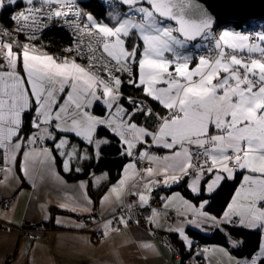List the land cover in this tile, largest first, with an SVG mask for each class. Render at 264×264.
I'll return each mask as SVG.
<instances>
[{
  "label": "snow or ice",
  "instance_id": "obj_1",
  "mask_svg": "<svg viewBox=\"0 0 264 264\" xmlns=\"http://www.w3.org/2000/svg\"><path fill=\"white\" fill-rule=\"evenodd\" d=\"M104 2L107 3L108 0ZM220 2L237 9L248 7V0ZM261 2L264 3V0ZM77 3H84L87 7L86 0H77ZM117 3L125 15V22L120 28L106 21L107 17H112V13L105 12L99 16L89 13L83 22L75 23L72 29H68L66 25L73 23L72 13L68 10L72 0H0V16L6 14L11 21L9 25L0 23V48H3V52H0V185L13 193L21 191L25 183L36 191L49 184L65 186V176L83 172L73 165L76 160L84 159V153L90 148L92 154L87 157L88 160L99 164L100 161L95 159L97 150L84 134V130L89 127L85 114L111 120V124L96 125V131L108 133L116 139L117 148L120 149L119 157L125 160L120 170L121 178L124 177L126 165L141 164L143 156L153 150L162 151L165 155L149 157L148 164L153 166L148 171L149 179L154 171L155 160L163 159L166 171L169 167L180 165L182 151L193 160L196 159L195 153L198 150H208L213 154L226 152L228 157L236 153L241 158L229 160L226 168L212 167L204 170L203 195L215 194L227 182L236 185L220 217L215 218H227L231 215L233 220H239L241 215H246L253 225L247 229L259 232L261 242L250 257L235 259L228 254L229 258L235 259L236 264H264V124L258 123L264 120V106H253L255 101L250 95L258 94V99L259 94L264 92V30L251 35L245 31L253 23H260L261 29H264V14L259 15L258 22L254 19L255 14L241 13L242 23L237 28L220 29L217 22L219 13L214 7L216 0H117ZM48 7L55 10V16L44 14ZM133 7L147 14L144 24L136 25L127 20V13ZM177 7L180 8L179 15L175 12ZM186 8L199 11L203 19H189L184 15ZM209 12L211 16L208 15ZM154 14L174 26L157 27L151 22ZM90 18L96 21L97 30L107 23L111 33L108 42L120 47L111 50L102 47L99 56L87 54L96 51L90 39L81 38L92 34V25L87 23ZM129 23L130 28L127 27ZM53 27L66 32L72 40L71 44L62 49L65 53H74L71 61L67 56L57 57L47 52L51 43H43V37ZM206 33L215 41L214 49L209 52L197 55L190 51L185 55L177 50L184 48V41L200 40ZM21 37L24 47L29 49L27 52L13 45V41H20ZM30 41H39L40 44H30ZM252 41L259 43L253 48ZM174 44L176 48L173 47ZM193 47L199 48L200 45L195 43ZM246 48L251 51L246 52ZM237 51L243 55L237 56ZM12 52L16 55H11ZM105 56L108 57L107 60ZM117 80L119 88L103 86L109 81L115 85ZM128 87L136 88L144 100L123 96L122 90ZM109 93L117 97L116 102H104ZM74 94L85 99L92 96L96 98L91 104L77 106ZM22 96L28 97V107L24 108L21 123L17 127L11 122ZM49 96L53 100L50 111L52 118L46 120L48 105L45 100ZM225 101L228 110L224 112L222 119L218 111L209 113L205 129L199 117L209 108L218 107L222 111ZM120 107L126 110L120 113ZM74 109L79 118L73 114ZM61 113H64L63 120L68 125L75 122L82 130L60 127ZM26 117L29 119L26 120ZM153 117L155 122L148 128L146 121ZM9 124L14 135L5 138V125ZM168 126H171L169 133L160 137L163 142H154V133ZM139 127H144L146 132L143 138L138 139ZM194 127L202 130L189 133L188 130ZM113 128H119V131H112ZM64 138H67L66 143H62ZM10 144L17 146L15 152L10 154L11 162L8 155ZM108 144H111V140ZM237 144L240 145L239 148ZM38 145L42 147L38 148ZM104 146H100L101 153ZM244 152L255 155L254 164L245 162L242 155ZM49 157L51 166H48ZM216 160L223 161L224 157L216 155ZM57 162L58 168L55 167ZM197 167H202V164L197 163ZM92 174L93 170L89 169L88 175ZM192 175L197 177L195 183L199 185V176L195 173ZM214 176H219L220 182L215 188H210L209 181ZM100 180L101 177H97L95 183L99 184ZM13 182L20 187L11 188ZM179 184L180 180L176 179L173 185H165L164 190L168 196L172 195L171 189ZM81 186L86 193V185L81 182ZM108 187L113 189L114 186ZM65 195L71 196L72 193L67 192ZM130 195L137 198L140 196L135 192ZM157 196L164 208L165 197L159 192ZM106 198L107 194L101 197V202ZM88 199L91 201L90 196ZM153 201L154 198L149 196L148 203L142 204V207L153 211L150 207ZM210 204L211 200L201 201L198 207L205 210ZM180 206H183V201ZM61 211H67V207L62 206ZM42 222L64 226L50 215L45 216ZM128 222L129 219L125 217H117L116 220L120 226H125ZM229 226H232L231 221ZM236 226L244 227L243 224ZM188 231L189 229L185 230V233ZM176 236L195 264L206 259L203 253L209 249L197 251L199 245L195 239L189 238L186 243L179 230L176 231ZM179 264L187 262L181 260Z\"/></svg>",
  "mask_w": 264,
  "mask_h": 264
},
{
  "label": "crops",
  "instance_id": "obj_2",
  "mask_svg": "<svg viewBox=\"0 0 264 264\" xmlns=\"http://www.w3.org/2000/svg\"><path fill=\"white\" fill-rule=\"evenodd\" d=\"M77 1V0H72ZM104 2V0H102ZM116 0H108L106 4L107 12L112 13V17H107L106 21L108 23L115 24L116 28H120L121 24L125 22L124 10L115 3ZM90 12H87V16ZM139 13L142 17L147 14L142 13L138 10H129L127 13V20L136 25L144 24L140 19L133 18V14ZM95 26L96 21L94 19H89ZM151 22L156 24L160 28H168L163 25L160 19L155 17V14L151 17ZM131 23L127 24V27H131ZM232 28L230 26H223V28ZM235 28V27H234ZM105 36H109L107 23L102 25L99 29ZM150 30V29H149ZM139 32V28L137 29ZM262 31V30H259ZM257 31V32H259ZM155 34V33H154ZM183 40V38H180ZM255 45H252L254 48ZM193 43L184 41V48L179 49L183 54H188V52L193 51ZM107 49L111 50L114 47L119 48L120 45H113L107 42ZM176 48V45H173ZM3 48H0V52ZM122 50V49H121ZM23 52L29 51V49H22ZM251 51L250 48H246V52ZM232 53L229 52V55ZM237 56H242V53L237 51L235 53ZM11 55L15 56L16 53L12 52ZM123 56L121 55V60ZM119 86V81L116 82ZM21 89L23 85H20ZM39 95V91L37 93ZM232 93H230L231 95ZM252 99L255 101L253 106L259 107L264 106V92L257 95L255 93L250 94ZM77 106L80 104H91L95 96L85 99L81 95L74 94ZM222 100L224 98H221ZM117 97L109 95L105 99V103L111 104L116 102ZM53 102L52 97H46L45 103L48 105L45 111L46 120H50L52 117L50 115L51 103ZM28 107V97L22 96L21 103L17 106L14 115L12 117V124L17 127L21 123V114L24 108ZM43 109V105H42ZM228 110L227 102L225 101V108L221 111L219 108H209L205 113L199 117L203 123V127L206 129L209 113L213 111H218L220 118L222 119L224 112ZM73 114L77 115L75 109ZM64 113H61V124L60 127L66 130L81 131L79 124L73 123L72 125H67L63 120ZM89 121V127L84 130L86 139H88L93 147L97 150L95 157L100 154V146L108 140L103 139V142L98 147H95L94 140L96 137V125L101 123L111 124V120L106 117L90 116L85 114ZM79 118V117H78ZM254 118V117H253ZM255 119V118H254ZM258 123L264 124V120L258 121ZM147 127L151 128V124L147 123ZM11 125H5V138L10 135H14V131H10ZM171 126L164 127L161 131L154 133V142L162 143L160 140L162 135L169 133ZM202 130L199 127L190 128L188 130L191 132H198ZM112 131H119V128H113ZM146 129L144 127L137 128L138 139L143 138ZM123 138V137H122ZM67 138L62 140V143H66ZM73 143H78L73 141ZM228 145H224L227 147ZM81 147H83L81 145ZM240 145L237 144V148ZM9 148V162H11V153L15 152L17 146L14 144L8 145ZM131 148V146H130ZM209 154L211 161V167L226 168L229 158L226 152L219 154H213L206 150ZM92 154V149H88L84 153V159L76 160L73 167L82 168L83 163L88 160V156ZM156 155L163 157L165 153L159 150H153L147 154L149 157L153 158ZM216 155H221L224 157L223 161L216 160ZM245 162L249 164H254L256 157L254 154H249L247 152L242 153ZM241 157L237 154L233 157V160L240 159ZM180 165L178 167H169L165 171L166 164L163 159L155 160L154 171L149 179L148 171L140 173L139 167L137 165H126L124 177H120V173L113 181L108 179V172H94L89 178H81L78 180H68L64 177L66 182L65 186L58 187L55 185H47L42 187L39 191L29 188L25 183L22 186V190L18 193L11 192L8 188L0 185V201L7 199L8 197H16L14 206L2 209L0 207V264H7L8 259L12 258L10 264H179L181 260H185L187 264H195L192 260L191 255L183 257L181 254L177 255L173 251L172 247L168 243H163L161 237L168 233H174L180 231L182 238H184L187 243L191 235L185 233L189 227L195 228L197 230H202L206 233L211 232L215 228H225L224 226L232 221V216L227 218L216 219L213 212L209 211L208 208L201 210L198 205L201 201H207L209 199H201L199 202L193 200L190 197H186L181 189L174 188L171 190L172 195L168 196V193L162 194L165 197L166 204L165 207H161L159 201V207L154 208V213L152 216V230L157 232L159 235L154 239L150 233L145 230L142 226L135 224H126L121 228H114L113 222L110 215H113L115 210L119 206L124 205L126 202L131 201V193H139L138 199L144 203L149 201V196L152 194L149 189H152L153 185L165 183L166 181H172L176 179L179 175L186 174L187 171L193 166V159L188 156L184 151L181 152ZM125 164V163H124ZM123 164V165H124ZM51 166V158L49 157V164ZM55 167H59L58 162ZM202 169H199L197 175L199 176L201 183L197 185L195 183L196 176H188L185 185L190 188V190L195 192H204V176L202 175ZM101 177L100 183L96 184V178ZM163 177V179H162ZM121 180L118 181V179ZM142 178L143 182L139 179ZM81 182L87 187V192L85 193L84 188L81 186ZM220 182L219 176H214L211 181H209V187L215 188ZM72 186L68 188L67 186ZM109 185H113V189H109ZM20 187L18 183L13 182L11 188ZM146 189L148 190L146 192ZM71 192V196H66L65 193ZM107 194V198L101 202V197ZM91 197L89 201L88 197ZM153 197V196H152ZM183 201V206H180V202ZM43 205V208H41ZM66 206L67 211H61V207ZM97 211L102 221H95L92 228L89 230L84 229V223L79 219V216L85 213H91L94 209ZM56 210V212H55ZM47 215L58 220L59 224L64 225L63 227L54 226L46 231L39 233L36 236H26L21 233L19 227L23 221H43V218ZM237 224H243L244 227H252L246 215H241L239 220H236ZM155 225V226H154ZM97 231L105 232V235L97 239ZM35 238V239H33ZM196 241V240H195ZM240 239L232 238L231 243L239 244ZM204 248L209 249L208 252L203 253L206 257L207 264H236L235 259L240 257L232 254L230 248L224 245L212 244L205 245L201 247V252ZM232 258L230 259L229 255Z\"/></svg>",
  "mask_w": 264,
  "mask_h": 264
},
{
  "label": "trees",
  "instance_id": "obj_3",
  "mask_svg": "<svg viewBox=\"0 0 264 264\" xmlns=\"http://www.w3.org/2000/svg\"><path fill=\"white\" fill-rule=\"evenodd\" d=\"M86 2H87V7H85L84 3H81L84 10L90 13H94L97 16H99L101 13L107 12L108 10L106 4L102 0H86ZM1 20L4 24L7 25L11 23V21L8 20L6 14L1 16ZM256 21H258V19ZM259 30H264L261 29L260 23L251 24L249 25L248 29H245L246 32H255ZM48 42L51 43V47L47 49V52L52 54L54 52L62 51V49L65 46L71 43V39L66 32H60L55 27H53L52 31L46 33L43 37V43L47 44ZM34 43L37 46H39L40 44L39 41H34ZM124 90L128 93H134L136 95L141 96L140 92L137 91L136 88L128 87ZM27 119L29 118L26 117V120ZM154 122H155V117L150 118L149 120L146 121V123L151 124V126L153 125ZM25 131H27V128L25 129ZM96 137H105L108 141L111 140V144H108V142L102 144L105 145L102 148V153L100 150L99 156L95 157V159L100 161L99 164L92 163L89 160L85 161L81 168L83 172L81 174H77L73 172L71 176H65L68 180L89 178L90 177V175H88L89 169H92L93 173L107 171L108 179H110V181H113V179L116 178L120 173L121 166L125 163V160L119 157L120 149L117 148L116 139L109 136L108 133H98L97 131H96ZM235 186L236 185L232 182L224 183L223 186L215 194L211 196H205L203 195V192H201L199 195H194V193L190 190V188L185 185V182H183L177 188L181 189L186 197H190L197 202H199V200L201 199L211 200V204L208 210L213 212L216 216H220L226 204L229 202ZM224 227L225 228L222 227L215 228L211 230V232L209 233L189 227L188 234L191 235L192 238L196 240L198 245H212V244H218L221 246L224 245L230 248L232 254L240 258L250 257L252 253H254L257 250V247L261 242V236L259 232L254 230H248L247 227H238L234 223H232L231 227L229 225H226ZM168 237L177 246L179 253L183 257L190 255V253L183 250L182 244L177 239V236L174 233H168ZM233 237L240 239L241 242L239 244H234V243L232 244L231 239Z\"/></svg>",
  "mask_w": 264,
  "mask_h": 264
},
{
  "label": "built area",
  "instance_id": "obj_4",
  "mask_svg": "<svg viewBox=\"0 0 264 264\" xmlns=\"http://www.w3.org/2000/svg\"><path fill=\"white\" fill-rule=\"evenodd\" d=\"M69 11H71L72 13V18H73V23L67 24L66 28L68 29H72L75 25V23L78 22H83V19L85 16H87V11L84 10L83 6L81 3H77V1H73L71 7L68 9ZM77 13H79V16H77ZM45 15H52L55 16V10H52L50 7L45 9L44 12ZM134 18L136 19H140V21H142L143 23H145V17H142L139 13L134 14L133 15ZM1 20V19H0ZM256 20V19H255ZM0 23H3L2 20L0 21ZM87 23L89 25H92L91 28V35L88 37H84L82 36V39H90L92 42V45L96 48V51L93 53H87L89 55H96L99 56L101 54V48L105 47L107 42H108V37L105 36L100 30H97L95 28V26L93 25V23L88 19ZM4 24V23H3ZM255 24V23H253ZM7 25V24H5ZM238 25V24H237ZM236 24H223L222 26H219V28H223V26H230L232 28L237 27ZM23 37H21L20 41H13V45L15 48H19L21 49H27L24 47L23 41H22ZM201 45L199 48H194V52L197 55H203L207 52H209L210 49H214L215 47V41L213 39H211L208 34L206 33L205 36L202 38V40L200 41ZM30 44L34 43V41H30ZM72 43V40H71ZM70 43V44H71ZM256 41H252L251 44H255ZM69 45V44H68ZM1 52H3V50H1ZM53 55L57 56V57H64L67 56L69 61L72 60L74 53H65L63 51H59V52H54L52 53ZM108 57L105 56V60H107ZM115 66H113L114 68ZM129 74H131L129 72ZM101 79H103L101 77ZM113 79H115V77H113ZM104 87L106 88H119L116 84L112 85L111 82H106L104 85ZM122 95L126 96V97H131L133 100H141L143 101L144 98L143 96H139L133 93H128L125 90H122ZM145 103H148L147 101H144ZM149 107H151V105L149 104ZM126 109L123 107L119 108V112L123 113ZM38 148L42 147V145H38ZM236 155V153H233V155L231 156V160L232 157H234ZM196 159L193 160V166L187 171L186 174H182L179 175L176 179L180 180V184L181 185L183 182H185V180L187 179L188 176H192L193 173L197 174L199 169H202V175L204 176V170L208 169L209 167H211V163H209L208 161L211 160L210 156L208 153H206V150H203V152H201L200 150H198L195 153ZM197 163H201L202 167H197ZM139 167L140 173L144 172V170H148L151 169L153 166L148 164V156L147 154L143 156V162H141V164L137 165ZM233 167H235V165H233ZM172 181H166L165 183H161V184H156L153 185L152 189H156L155 191H151V189H149V192L155 197L157 195V192L160 193V195L164 194L166 191L164 190L165 185H173L175 183V180ZM140 182H143L142 178L139 179ZM178 185V186H179ZM178 186H174L173 188H177ZM15 197H8L7 199H4L2 201H0V207L2 209H7L9 207L12 206L13 202H14ZM132 201L129 203H124V205L120 206L116 212H114L113 215H110L108 218L111 219V221L113 222V227L114 228H121L123 226H120L119 224L116 223L117 217H125L129 219V223H131V221H138V223H131V224H139L141 225L145 230H147L148 232H150L151 236L156 239V237L158 236V233L155 232L154 230H152V216L154 213V208H156L157 206L159 207V203H154L152 202L150 207L153 211H148L146 208L142 207V204H147L148 202L144 203L143 201H141L140 199H138L136 196H132L131 197ZM97 212V211H95ZM95 212L93 213H89V214H85L79 217L80 221L82 223L85 224L84 229L85 230H89L92 228V223L93 221H102L103 219H97V217L95 216ZM98 213V212H97ZM99 214V213H98ZM53 227L52 222H48V223H43L42 221L40 222H34L31 221L29 223L24 222L20 225V231L22 232V234L26 235V236H36L39 233L49 230ZM96 233V237L97 238H102L105 235V232L102 231H97ZM162 242H167V243H171L173 249L178 252L176 246L172 243V241L170 240V238L167 235H163L161 237ZM200 245L199 248L197 249V251H200ZM179 253V252H178ZM199 259V258H198ZM200 264H207L206 260H200Z\"/></svg>",
  "mask_w": 264,
  "mask_h": 264
},
{
  "label": "water",
  "instance_id": "obj_5",
  "mask_svg": "<svg viewBox=\"0 0 264 264\" xmlns=\"http://www.w3.org/2000/svg\"><path fill=\"white\" fill-rule=\"evenodd\" d=\"M195 2H200V0H195ZM214 7L216 9V12L219 13L218 21H217L219 26L225 23L236 24V25L242 23L241 13L255 14L256 17H254V19H260L259 15L264 14V3H262L261 0H248V7L244 9H237L235 7L226 6L225 4L220 2V0H216ZM175 12L177 15H179L180 8L177 7L175 9ZM155 15L157 17H160L158 14ZM184 15L189 19H196V20L203 19V17L199 14V11L193 9L186 8L184 11ZM208 15L211 16V13L209 12ZM172 23L174 24V22ZM202 38L200 40L198 38L197 41H193V42L188 41V42L195 44L201 41Z\"/></svg>",
  "mask_w": 264,
  "mask_h": 264
},
{
  "label": "rangeland",
  "instance_id": "obj_6",
  "mask_svg": "<svg viewBox=\"0 0 264 264\" xmlns=\"http://www.w3.org/2000/svg\"><path fill=\"white\" fill-rule=\"evenodd\" d=\"M129 10H137L135 7H133V8H130ZM134 15V14H133ZM155 17H157L156 15H155ZM134 18V17H133ZM158 18V20L160 19V21H162V23H163V25H165V26H167V27H172V26H174V25H172L171 23H169V22H166V21H164L163 20V18H161V17H157ZM257 20V19H256ZM258 21H260V19H258ZM226 24V23H225ZM228 24H230V23H228ZM222 26V25H221ZM235 28H237V27H235ZM257 31H255V32H247V34H249V35H251V34H254V33H256ZM199 45H201V42L199 41V42H197ZM256 44V43H255ZM254 44V45H255ZM253 45V44H252ZM229 52L230 53H232V51H231V49L229 50ZM243 55V54H242ZM262 71H264V67H262ZM68 125V124H67ZM103 139H106L105 137H100L99 139H95L94 140V145H95V147H98L100 144H101V142H103ZM107 140V139H106ZM229 160H231V157L229 158ZM232 160H233V157H232ZM24 222H27V221H24ZM29 222H31V221H29ZM28 223V222H27ZM232 223H234V224H236V225H238L237 224V222H236V220H232L231 221V224ZM229 225V224H228ZM20 229V228H19ZM159 235V234H158ZM172 241V240H171ZM163 243H167V242H163ZM172 243H173V241H172ZM168 244H170L171 245V243H168ZM174 244V243H173ZM175 245V244H174ZM176 246V245H175ZM202 246H205V245H200V247H202ZM171 247H172V245H171ZM176 248H177V246H176ZM172 249H173V247H172ZM177 250H178V248H177ZM200 250H201V248H200ZM173 251H175L174 249H173ZM178 252H179V250H178ZM178 252H176L175 251V253L177 254V255H180V253H178ZM12 262V258H10V259H8V261H7V264H10Z\"/></svg>",
  "mask_w": 264,
  "mask_h": 264
},
{
  "label": "bare ground",
  "instance_id": "obj_7",
  "mask_svg": "<svg viewBox=\"0 0 264 264\" xmlns=\"http://www.w3.org/2000/svg\"><path fill=\"white\" fill-rule=\"evenodd\" d=\"M0 19H1V16H0ZM0 21H1V20H0ZM69 44H70V43H69ZM116 85L118 86L117 83H116ZM118 87H119V86H118ZM133 94H134V93H133ZM185 182H186V180H185ZM172 189H174V188H172ZM172 189H171V190H172ZM165 193H166V192H165ZM165 193H164V194H165ZM152 196H153V195H152ZM12 197H14V196H12ZM153 198H154V201H153L154 203H156V202L159 203L160 200H159V197H158L157 195H156L155 197L153 196ZM130 199H131V198H130ZM15 201H16V197H15V199H14V202H13L12 206H14ZM131 201H132V199H131ZM131 201H130V202H131ZM126 203H129V202H126ZM12 206H11V207H12ZM121 206H122V205H121ZM119 207H120V206H119ZM119 207H118V208H119ZM9 208H10V207H9ZM6 210H7V209H6ZM95 211H97V208L93 210V212H95ZM55 212H56V210H55ZM93 212H91V213H93ZM97 212H98V211H97ZM97 212H95V216L97 217V219H98V220H99V219H102L101 216H100ZM115 212H116V210H115ZM85 214H89V213H85ZM85 214H82V215H85ZM82 215H81V216H82ZM79 217H80V216H79ZM34 222H35V221H34ZM28 223H29V222H28ZM94 223H95V222L93 221L92 225H93ZM52 224H53V222H52ZM135 225H136V224H135ZM137 225H139V224H137ZM53 226H54V224H53ZM84 226H85V225H84ZM139 226H141V225H139ZM21 233H22V232H21ZM149 233H150V232H149ZM150 235H151V234H150ZM164 235H165V234H164ZM166 235H167V234H166ZM167 236H168V235H167ZM96 238H97V237H96ZM97 239H100V238H97Z\"/></svg>",
  "mask_w": 264,
  "mask_h": 264
}]
</instances>
